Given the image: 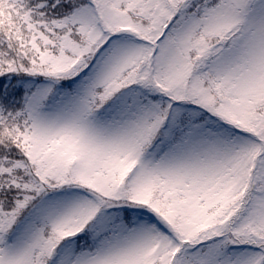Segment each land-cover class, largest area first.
Segmentation results:
<instances>
[{
  "label": "snow or ice",
  "instance_id": "snow-or-ice-1",
  "mask_svg": "<svg viewBox=\"0 0 264 264\" xmlns=\"http://www.w3.org/2000/svg\"><path fill=\"white\" fill-rule=\"evenodd\" d=\"M0 264H264V0H0Z\"/></svg>",
  "mask_w": 264,
  "mask_h": 264
}]
</instances>
